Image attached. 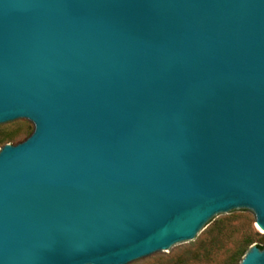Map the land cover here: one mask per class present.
I'll use <instances>...</instances> for the list:
<instances>
[{
    "label": "water",
    "instance_id": "obj_1",
    "mask_svg": "<svg viewBox=\"0 0 264 264\" xmlns=\"http://www.w3.org/2000/svg\"><path fill=\"white\" fill-rule=\"evenodd\" d=\"M0 264H130L252 212L264 264V0H0Z\"/></svg>",
    "mask_w": 264,
    "mask_h": 264
},
{
    "label": "rangeland",
    "instance_id": "obj_2",
    "mask_svg": "<svg viewBox=\"0 0 264 264\" xmlns=\"http://www.w3.org/2000/svg\"><path fill=\"white\" fill-rule=\"evenodd\" d=\"M32 132V123L25 119L0 125V148L20 144ZM256 228L250 212L193 242L173 246L168 253H155L130 264H239L252 246ZM207 254L209 258H204Z\"/></svg>",
    "mask_w": 264,
    "mask_h": 264
},
{
    "label": "trees",
    "instance_id": "obj_3",
    "mask_svg": "<svg viewBox=\"0 0 264 264\" xmlns=\"http://www.w3.org/2000/svg\"><path fill=\"white\" fill-rule=\"evenodd\" d=\"M256 246H258V247L261 248V249L264 248V245L257 244ZM203 257H204V258H209V254L204 255ZM239 261H240V260H239ZM226 264H228V263H226Z\"/></svg>",
    "mask_w": 264,
    "mask_h": 264
}]
</instances>
